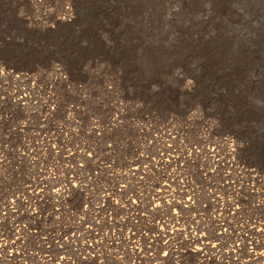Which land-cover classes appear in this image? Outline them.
<instances>
[{"label": "rangeland", "instance_id": "1", "mask_svg": "<svg viewBox=\"0 0 264 264\" xmlns=\"http://www.w3.org/2000/svg\"><path fill=\"white\" fill-rule=\"evenodd\" d=\"M65 3L0 0V65L40 72L38 83L29 82L33 92H26V109L12 104L10 96L19 86L0 78V145L12 139L15 145L36 147L35 139L43 137L61 157L85 147L101 158L110 151L124 166L142 148L132 121L147 122L146 139L163 138L151 139L148 152L161 148L162 141L170 146L179 181L195 194L194 208L179 213V238L209 226L214 199L231 198L225 186L233 180L223 177L237 181L241 175L234 167L246 171L247 178L238 180L246 187L240 193L243 214L226 221L235 229L251 217L263 218L264 209H255L261 198L255 193L264 195V185L252 177L264 181V0H71L72 8ZM67 8L72 19L64 15ZM52 65L65 67L71 79L56 81L47 94L42 89L48 87ZM49 101L56 103L53 109ZM193 110L215 122L213 138L219 145L220 133L238 138L241 150L228 160L237 164L221 166L220 173L219 157L199 152L196 142L204 127L188 118ZM184 129L187 133L180 132ZM45 156L52 158L47 151ZM176 157L181 161L173 162ZM180 241L173 240L172 251H194V245L185 249ZM232 245L225 244L223 252ZM107 257L106 264H116L113 254ZM232 259L246 264L240 254Z\"/></svg>", "mask_w": 264, "mask_h": 264}, {"label": "built area", "instance_id": "2", "mask_svg": "<svg viewBox=\"0 0 264 264\" xmlns=\"http://www.w3.org/2000/svg\"><path fill=\"white\" fill-rule=\"evenodd\" d=\"M4 76L0 78L6 80ZM11 82L19 86L10 96L12 104L26 109L30 102L21 97L29 100L26 92L32 91L33 83ZM132 125L142 148L136 160L124 166L115 163L110 151L101 158L85 147L61 157L54 147L44 145L43 137L35 139L36 147L15 145L12 139L0 145V264H76L87 259L106 264L111 254L116 264L176 263L173 226L181 217L173 203L191 196L194 200L195 194L179 181L181 171L172 165L170 146L162 141L161 148L148 152L151 139L163 140L162 135L146 139L147 122L132 121ZM46 151L52 155L48 161ZM89 161L92 165L86 167ZM234 170L243 172L239 167ZM173 175L178 176L177 183ZM193 208L191 203L180 214Z\"/></svg>", "mask_w": 264, "mask_h": 264}, {"label": "bare ground", "instance_id": "3", "mask_svg": "<svg viewBox=\"0 0 264 264\" xmlns=\"http://www.w3.org/2000/svg\"><path fill=\"white\" fill-rule=\"evenodd\" d=\"M67 5H72L71 0H64ZM71 7V6H70ZM72 8V7H71ZM71 8H67L65 10V16L69 19H72V12L73 10ZM0 69L5 72L6 80L13 81V79L19 81L20 83H28L29 81L38 83V79L40 77V72L32 73V71H27V73H21L20 71L13 70L10 67H7L5 65H0ZM51 75L49 78V81L47 83L48 87H43V91L52 94V86L55 85L56 81L59 82H65L67 83L70 81V73L65 67H60L59 65H52L50 71H48ZM26 96H22V100H26L29 102L28 99L25 98ZM54 101L47 102L48 106H51L53 109L55 107ZM45 107H47L45 105ZM194 111V110H193ZM67 112L71 113L72 109L67 110ZM50 115L53 114V112H49ZM188 118H191L192 121H195L197 124H201L204 127V133L202 136H200L196 142L197 148L201 154H204L205 157L211 158V154H215L219 157L218 163H217V170L218 172L222 173V167L221 166H227V163H230L228 161L229 159H232L234 157V154L239 153L241 150V145L238 141V138L233 135L232 133H220L218 135V138H220V141H222L223 146L219 145L217 142L214 141L213 134L218 133L217 126L215 122L211 119H209L207 116L202 114L199 111H194L193 113H190L188 115ZM182 133H187V129L180 131ZM171 136V133L169 134ZM175 139V138H171ZM227 147H229V151L227 150ZM231 148V149H230ZM180 158L176 157L173 162H180ZM245 171H241L240 175L241 177L238 178V180H242L243 178H247ZM173 182L177 183V178L175 175L172 176ZM258 176L252 177V182L259 183L260 186L264 185V181L258 180ZM223 179L225 181L233 180L231 183H226L225 190L228 194H230L231 198L227 201L220 202L217 199L213 200V214L211 216V220H209V226L204 228H198V232L195 234H188L184 238H179V230L178 228L173 226V235L175 240L179 239L181 240L179 242V245L187 246L183 248H188L190 245H194V251H183L180 254L177 255V261L173 264H184V263H178L183 261H188V258H197L198 264H224V260H226V264H238L236 262L237 260H233V256H239V254L246 258L245 263L246 264H264V217L263 218H253L252 222H247L242 225H238L237 228H233L230 225V221H226L227 218L236 219L239 215L243 214V207L241 205V199H240V193L241 190H246V187L244 186V183L242 181H234V178H229L227 176H224ZM240 187V188H239ZM188 188V187H187ZM242 188V189H241ZM182 190V189H180ZM187 192H189L187 190ZM184 191H181L180 197L183 195ZM189 192L188 194H190ZM260 198V201L258 205H256V210L260 211L264 209V195H259L257 192L255 193ZM254 195V194H252ZM192 198L186 199L183 203L175 202L173 203V207H176L180 213H183L184 210L191 208L190 200H193ZM183 209V211H182ZM176 218L175 216L173 219ZM234 229V233L231 230ZM201 233V234H200ZM225 240V241H224ZM154 242V241H153ZM228 242H231L233 245L231 248L227 251L223 252L224 249H227L225 247V244ZM15 244V241L13 242V245ZM249 246L252 251L251 252H245V247ZM84 251V249H82ZM81 251V249H79ZM131 254L136 256L134 251H130ZM192 253V254H191ZM215 253L214 255H212ZM212 256H216L218 260H213L211 258ZM156 257V256H155ZM76 258V256H75ZM157 258V257H156ZM168 260V259H167ZM98 264L93 259H87L86 261L78 260L76 264Z\"/></svg>", "mask_w": 264, "mask_h": 264}]
</instances>
